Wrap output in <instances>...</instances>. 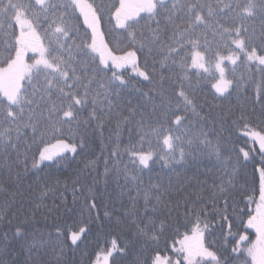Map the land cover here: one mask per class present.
I'll list each match as a JSON object with an SVG mask.
<instances>
[{
    "label": "snow or ice",
    "instance_id": "1",
    "mask_svg": "<svg viewBox=\"0 0 264 264\" xmlns=\"http://www.w3.org/2000/svg\"><path fill=\"white\" fill-rule=\"evenodd\" d=\"M252 69L264 79V0H0V264H83L85 213L97 246L111 236L89 264L130 253L264 264V86L247 96ZM68 153L95 157L72 207L59 181L30 175ZM205 159L203 172L177 171Z\"/></svg>",
    "mask_w": 264,
    "mask_h": 264
},
{
    "label": "trees",
    "instance_id": "2",
    "mask_svg": "<svg viewBox=\"0 0 264 264\" xmlns=\"http://www.w3.org/2000/svg\"><path fill=\"white\" fill-rule=\"evenodd\" d=\"M106 2H111V0H106ZM108 39H111V37H106ZM31 55V54H30ZM243 70V69H242ZM248 75L251 76V79L247 85V96L251 97L253 100L255 99L256 92L259 88L264 86V79H262L261 74L256 70L252 69L251 73H247ZM126 76L134 75L131 72V69H127L125 71ZM205 91H208L206 88ZM209 99H211V95L209 94L208 96ZM232 103H236V98L235 96L232 98ZM249 109H251V103H249ZM257 115L259 114V106L257 105L256 108ZM258 123L255 119L253 120V124L255 125ZM111 130L115 129V120H113L112 123L106 124L105 128L103 130V136L101 137L99 133H96L94 135L93 143H92V148L94 149V152L96 155H99L101 152V147L102 143L107 144L108 143V137L111 135ZM233 139L237 141L236 146L243 147L245 150L251 148L252 142L249 140L247 137H244L243 135L239 133H234ZM121 140L124 143H127L128 141V132L125 130L122 135H121ZM54 142V141H53ZM256 148L258 149V144L256 145ZM35 148L33 149V152H35ZM31 156V153H30ZM67 159L61 161L58 165L52 164V162L45 161L42 162L39 166L38 169H33L32 172H30V175L32 173H36L41 178H47L49 183L52 185H56L57 181H59V189L61 192H63L64 196L66 197V201L69 207H72V182L76 179V176L84 169L85 163L88 159H94L95 157L92 155H73L71 153L66 154ZM36 159L38 160V153H36ZM29 167L31 168V160L29 161ZM199 167L201 171L206 167H211L209 162L205 159L204 161L200 162L197 164L194 161H190L186 169L180 168V166H177V171L184 172L186 171L187 175L191 176L195 171L196 168ZM99 171L102 173L103 172V165L101 164ZM160 171V165L157 164L154 166V172H159ZM249 172H251V168H249ZM258 175V174H257ZM211 176V173H209V177ZM202 178H204L202 176ZM65 186H67V191H64ZM113 188L115 187L114 185L112 186ZM112 191V189H110ZM59 193H57V196ZM55 200L56 203H59L60 201L53 196H49L45 200V203L51 207L53 205V201ZM243 206V205H242ZM100 213L102 215L103 213V208L100 209ZM95 215V213H93ZM51 217L49 222H51ZM75 222L82 227H90L92 229L91 233L88 234L87 237V244L88 247L86 249H82V251H87L88 256L87 257H82L81 254L78 252L76 255L77 261L83 260V264H89L90 260L95 259V253L97 251H100L101 248H104L106 246H110V239L111 236L107 237L109 244H105V237L101 236L99 239V246H97V241H96V234H97V224L92 223L88 220V215L85 213L83 217H80L78 214L75 216ZM183 231V229H181ZM113 235H116V233H113ZM252 239H255V236H252ZM178 246V245H177ZM161 247L163 248V242L161 243ZM162 255H168L175 260L177 256L173 253L171 250V241H169V248L167 251H163ZM135 258V254H129V256L126 258L125 264H131V261Z\"/></svg>",
    "mask_w": 264,
    "mask_h": 264
}]
</instances>
